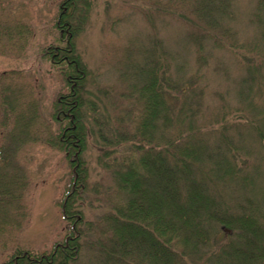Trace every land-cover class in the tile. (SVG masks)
<instances>
[{
	"label": "rangeland",
	"instance_id": "rangeland-1",
	"mask_svg": "<svg viewBox=\"0 0 264 264\" xmlns=\"http://www.w3.org/2000/svg\"><path fill=\"white\" fill-rule=\"evenodd\" d=\"M64 2L0 0V31L4 29V37L0 36V91L4 86L0 146L4 136V192L8 193L4 194V209H0V264L22 251L33 256L48 254L69 231L61 207L73 182V163L54 138L59 127L54 113L56 99L67 94L69 86L44 51L59 41L61 45L62 38L54 24L62 12L73 17L72 26L76 29L71 53L85 68L87 100L81 110L72 114L82 120L87 132L93 117L102 118L103 104L111 114L112 102L118 108L132 109L131 114L135 112L134 72L148 63L156 36L170 52L172 69L184 77L201 76L204 105L197 121L203 127L201 140L207 149L217 151L220 144L225 151L218 153L232 157L237 167L242 162L248 164L237 175L241 179L248 176V190L226 178L223 185L213 171L209 183L213 204L235 213L234 208L245 205L244 198L248 197L262 206L264 150L259 136L264 137V27L258 30L253 17L256 0L229 1L231 14L222 22L229 31L221 27L227 33L220 36H227L221 48L211 39L200 37L198 42L189 36L193 32L201 34L194 25L204 29L208 26L204 19L193 16L191 5L180 0H74L72 7L68 5L70 8L63 7ZM217 32L215 29L212 34ZM198 46L203 50L204 62H197ZM88 105L96 108L93 116ZM215 116L222 118L212 127ZM234 116L243 120L235 121ZM94 139L90 133L77 152L76 185L81 183L82 191L75 198L73 195L71 210L79 217L75 225L83 237L78 256L68 264H107L103 263L102 248L109 244L104 240L111 229L105 227L104 218L113 207H121L112 163L125 152L118 149L106 166V153L98 149ZM254 217L264 222V215ZM223 230L230 231L225 226Z\"/></svg>",
	"mask_w": 264,
	"mask_h": 264
},
{
	"label": "trees",
	"instance_id": "trees-1",
	"mask_svg": "<svg viewBox=\"0 0 264 264\" xmlns=\"http://www.w3.org/2000/svg\"><path fill=\"white\" fill-rule=\"evenodd\" d=\"M73 1L65 0L66 5L63 7H72ZM229 1L180 0L182 4L191 5L193 16L198 20L204 19V24L208 26V29H204L194 25L193 21L192 24L201 34L193 32L189 36L198 42L200 37L211 39L219 44L217 48H221L223 38L227 37H220L227 34L222 22L229 19L231 14ZM254 10L253 17L259 30L260 26L264 27V0H256ZM69 14L64 16L62 12L55 20L54 27L58 37L62 38L61 45L59 41L57 45H48L44 50L61 74L64 84L69 86V92L58 96L54 106L55 121L59 126L58 135L54 138L61 149L70 155V164L73 163V182L61 207L69 231L48 254L33 256L22 251L5 264H68L78 256L82 233L75 225L79 217L71 210V200L73 195L75 198V194L77 196L82 191L81 183L80 186L76 185L79 176L77 152L90 133L94 135L98 149L106 153V166L110 163L108 159L117 154L118 149L122 148L125 152L121 158H114L112 163L115 169L112 176L117 197L121 198V207H113L104 218L105 227L108 231L111 229L108 238L111 237L104 240L109 244L104 246L105 249L102 248L103 263L264 264V222L254 217L256 214L264 215V210L261 213L259 211L264 208V203L257 206L255 199L253 201L245 197V205L234 208L235 213L213 204L209 183L214 170L217 180L222 184L226 178V181L238 183L241 189L248 190L251 181L248 176L244 179L237 177L241 168L248 164L242 162L237 167L232 157L218 153L219 150L225 151L220 144L217 145V151H209L201 140L204 130L197 121L204 105L203 89L199 85L201 76L195 74L184 77L179 70L172 69L167 46L154 36L155 48L149 52L148 63L142 64L134 72L136 83L132 88L133 93L137 94L135 112L131 114L132 109L118 108L112 102L110 109L114 113L111 114L107 105L103 104L100 109L102 118L93 117L90 131L87 132L82 120L78 121L77 115L72 114L79 111L87 99L83 84L85 68L71 53L76 27L72 26L73 17ZM179 18L183 22L186 20ZM215 29L218 30L216 35L212 34ZM0 36L4 37V29L0 31ZM202 52L198 46L197 62L205 61ZM2 87L1 123L4 120ZM94 107L88 105L90 115L96 110ZM221 118L215 116L211 126ZM239 118L243 120L239 116L235 121ZM224 121L228 127V121ZM125 122L130 123L133 129L127 128ZM263 138V135L259 136L262 142ZM2 139L0 209H4V194L8 196L4 192V136ZM261 195H264V191ZM75 203L72 205L75 206ZM224 226L230 231L225 232Z\"/></svg>",
	"mask_w": 264,
	"mask_h": 264
},
{
	"label": "water",
	"instance_id": "water-1",
	"mask_svg": "<svg viewBox=\"0 0 264 264\" xmlns=\"http://www.w3.org/2000/svg\"><path fill=\"white\" fill-rule=\"evenodd\" d=\"M263 146H264V141H263Z\"/></svg>",
	"mask_w": 264,
	"mask_h": 264
}]
</instances>
